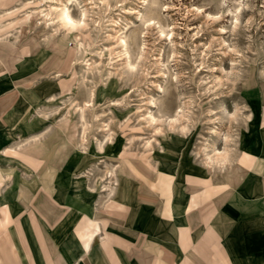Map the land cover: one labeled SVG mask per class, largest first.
<instances>
[{
    "label": "rangeland",
    "instance_id": "374dc122",
    "mask_svg": "<svg viewBox=\"0 0 264 264\" xmlns=\"http://www.w3.org/2000/svg\"><path fill=\"white\" fill-rule=\"evenodd\" d=\"M1 260L264 264V0H0Z\"/></svg>",
    "mask_w": 264,
    "mask_h": 264
},
{
    "label": "crops",
    "instance_id": "0c3cea01",
    "mask_svg": "<svg viewBox=\"0 0 264 264\" xmlns=\"http://www.w3.org/2000/svg\"><path fill=\"white\" fill-rule=\"evenodd\" d=\"M166 209L170 210L168 215L171 218H175L176 216L179 215V213L177 212L176 207L172 204V201L169 202V205L166 207ZM190 232H191V229L186 230V229H183V228H179V235L181 237L182 247H185L188 244V242L190 241L189 240L190 239ZM105 242L108 243L109 239H107ZM85 251H86V249H85ZM86 252L89 253L88 251H86ZM0 263L3 264L2 260L0 261ZM64 264H67V263H64Z\"/></svg>",
    "mask_w": 264,
    "mask_h": 264
}]
</instances>
